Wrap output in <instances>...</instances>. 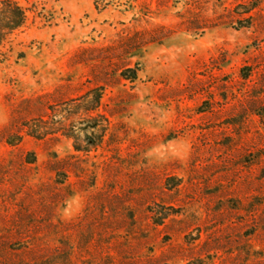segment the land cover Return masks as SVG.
<instances>
[{
	"label": "rangeland",
	"instance_id": "374dc122",
	"mask_svg": "<svg viewBox=\"0 0 264 264\" xmlns=\"http://www.w3.org/2000/svg\"><path fill=\"white\" fill-rule=\"evenodd\" d=\"M16 1L0 264H264V0Z\"/></svg>",
	"mask_w": 264,
	"mask_h": 264
},
{
	"label": "trees",
	"instance_id": "16d2710c",
	"mask_svg": "<svg viewBox=\"0 0 264 264\" xmlns=\"http://www.w3.org/2000/svg\"><path fill=\"white\" fill-rule=\"evenodd\" d=\"M27 26V11L16 0H0V49ZM94 109V106L91 107Z\"/></svg>",
	"mask_w": 264,
	"mask_h": 264
}]
</instances>
